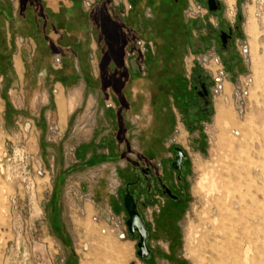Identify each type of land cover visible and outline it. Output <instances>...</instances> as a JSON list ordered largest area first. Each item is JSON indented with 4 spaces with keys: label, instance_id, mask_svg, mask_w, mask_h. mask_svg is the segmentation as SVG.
Here are the masks:
<instances>
[{
    "label": "rangeland",
    "instance_id": "obj_1",
    "mask_svg": "<svg viewBox=\"0 0 264 264\" xmlns=\"http://www.w3.org/2000/svg\"><path fill=\"white\" fill-rule=\"evenodd\" d=\"M91 1V7L95 5L91 13L94 14L96 28L105 40L101 58L105 83L119 91V78L126 74L125 60L132 59L126 52L134 51V58L139 62L146 52L139 55L134 48L135 42H131L128 46L132 47L123 54V39L118 35L122 21L117 20L118 12L114 10L120 6L115 5L114 0ZM224 3L227 6V11L226 7L223 11L225 19L231 17L233 11V17L241 16L238 23L241 37L237 49L244 69L232 76L231 83H228L223 67L222 88L216 91L213 87L209 104L204 106L207 112L196 120L188 119L187 104L181 110L175 107L168 117H161L166 126L162 137L164 146L168 145L166 140H174L189 155L185 178L187 198L175 221L177 233L171 243V256L166 258L164 255L155 260L138 258L137 240L130 235L120 239L117 235V231L126 229L124 214L110 213L101 218L92 206L87 210L88 201L81 198L77 187L87 185L89 180L83 178L80 171L70 174L75 165L70 157L74 143L93 133H90L91 119L83 121L87 133L81 126L73 132L70 128L77 117H68L66 113L61 116L56 111L48 118L49 121L46 120L44 131L35 123L33 132L22 133L16 121L33 120L34 116L32 112L22 110L14 97V109L10 106L9 114L15 110L20 117L14 123L0 126V264H244L232 257L245 246L250 249L246 264H264V115H258L264 97L258 100L252 80V67L257 60H260L264 74V0H232L230 4L224 0ZM137 21L139 23L140 17L133 22ZM142 32L138 31V34L147 43ZM215 58L217 56L209 51L185 53L182 65L192 94L189 104L200 101L194 96L193 69L200 70L202 74L210 68L215 70ZM141 64L139 73L144 70ZM217 67L219 69L220 66ZM224 82L228 85L223 86ZM106 106L111 107L112 104L108 101ZM219 110L229 115L232 129L240 131L247 128L250 139L246 147L234 150L233 145L230 148L219 146L218 143L228 136L226 128L216 124ZM183 119L192 126L190 132L186 124L182 125ZM188 136L193 140L189 149L186 146ZM230 138L240 143L237 135L230 134ZM147 146L135 145L134 149L146 153ZM165 147L163 153L169 154ZM96 150L97 146L94 147ZM125 154L124 151L123 156ZM256 167H260L261 176L257 183L251 182L254 172L258 173ZM229 170L232 172L230 188L239 194L248 192L251 198L245 212L236 210L233 217L223 214L212 223L214 195L201 192L197 182L202 174H206L205 186L210 178L221 186ZM72 181L79 186L74 188ZM83 203L85 212L81 207ZM151 245L156 247L154 242L147 243L149 250Z\"/></svg>",
    "mask_w": 264,
    "mask_h": 264
},
{
    "label": "crops",
    "instance_id": "obj_2",
    "mask_svg": "<svg viewBox=\"0 0 264 264\" xmlns=\"http://www.w3.org/2000/svg\"><path fill=\"white\" fill-rule=\"evenodd\" d=\"M199 1L204 4V0ZM173 3L174 0H135L123 22L130 27L136 14L154 20ZM94 6L87 8L82 0H0V126L14 123L20 117L15 110L9 114V107L15 105L14 97L22 110L32 112L33 121L41 131L56 111L61 116L66 113L68 117H77L70 128L73 132L80 126L83 129L86 126L83 121L90 118V133H93L88 132L89 136L74 143L70 158L75 165L70 174L80 171L82 177L89 180L87 185L81 186L72 181V186H79L78 193L88 201V211L92 206L96 214L105 218L110 213L125 215L124 189L137 174L134 154H129V149L140 144L165 147L161 131H166V126L161 117H168L176 108L171 90H166V82L157 76L163 67L162 61L155 62L158 66L155 73H150L145 62L147 54H156L150 40H146L151 48L143 55L142 62L133 58L125 60L126 74L123 82L118 81L119 91L106 86L101 60L105 40L91 13ZM117 9L120 11L121 7ZM184 10L182 17L188 21ZM208 18L219 26L227 25L223 12L212 13ZM197 23L202 25L200 21ZM191 35L194 42L191 40L186 53L209 51L221 58L228 83L232 76L242 72L243 61L237 49L239 40L235 41L232 51L225 53L214 37L206 45L195 40L197 32L193 29ZM55 57L60 59L58 67L53 64ZM182 61L180 71L185 79ZM140 63L144 70L139 73ZM111 70L114 71L113 66ZM228 83L224 82L223 86ZM52 89L57 90L54 96ZM108 101L111 107L106 106ZM83 131L87 133L88 129ZM190 140L188 136L187 149L191 146ZM95 146L98 147L96 152ZM159 161L158 158L151 160L152 163ZM81 205L84 211V203ZM178 216L168 215L154 221L147 237V243L156 245L150 246V259L171 256Z\"/></svg>",
    "mask_w": 264,
    "mask_h": 264
},
{
    "label": "flooded vegetation",
    "instance_id": "obj_3",
    "mask_svg": "<svg viewBox=\"0 0 264 264\" xmlns=\"http://www.w3.org/2000/svg\"><path fill=\"white\" fill-rule=\"evenodd\" d=\"M196 1L198 2V4H200L207 10V13L201 18L188 20L194 22L193 30L197 32L195 40H198L208 45L210 38L214 37L218 43L219 48L222 51H224L225 53H227L228 51H232L233 47L235 46V41L241 37L239 33L240 27L238 26V23L240 22L238 20V16L235 17V20L232 23L228 22V20L225 19L227 24L225 27L219 26L217 22H214L208 18V15L212 14L213 12H210L208 10L206 6V0H204V4L200 3L199 0ZM217 1L219 2V11L215 13L219 14L224 11V5L219 0ZM130 7L131 8L129 12L132 10L131 5ZM198 21L202 22V25L198 24ZM192 41L194 42V37L192 38ZM133 59L135 58L133 57ZM219 60L222 64V59L219 58ZM191 78H195L196 83H204L205 87L209 92L210 82L208 76L202 74L200 70L198 71L197 69H193ZM194 96L197 99L199 98L196 94V91H194ZM202 103L203 102L201 100H198V103H187L188 107L186 109V113L189 120H196L200 116V114H204L207 112V108L203 107ZM182 121L184 123L182 125L184 126L187 120L183 119ZM185 127L189 132L192 129V126L187 124ZM199 128L201 132L200 134H202V128ZM166 141L168 145L165 148L169 150V154L171 155L170 158H166L163 155L164 147L154 148L152 144H148V150L145 151L146 153H138V151L134 148L129 149L128 151L129 154H134V159L136 162L134 168L137 169V174L133 181L129 182V185L125 187L124 197L130 196L132 198V201L135 205V209L138 212L140 218L142 219L144 227L146 228L147 237L149 235L151 226L154 225V221L156 220V218H161L168 215L171 217L178 216L179 213L182 211L185 204V200L187 198L185 179L189 166V159L187 153L185 152V156L180 159L178 164H173L176 157V152L174 151V148L178 145L174 142V140L168 139ZM192 143L193 140H190V145H192ZM155 158L160 159V161L157 163H152L151 160ZM130 189L133 190V193L130 192ZM161 199L163 200V202H161ZM124 212L126 222L127 215L125 208ZM171 222L173 221L171 220ZM172 227L173 225L171 226V228ZM127 232L128 235H130L128 229ZM131 237L135 238L138 241V235L135 231Z\"/></svg>",
    "mask_w": 264,
    "mask_h": 264
},
{
    "label": "trees",
    "instance_id": "obj_4",
    "mask_svg": "<svg viewBox=\"0 0 264 264\" xmlns=\"http://www.w3.org/2000/svg\"><path fill=\"white\" fill-rule=\"evenodd\" d=\"M135 0L130 1V5L133 6ZM187 6L186 1L174 0L173 5L164 11L159 17L154 20L140 18L138 23L133 22L138 15H134L129 23L130 27L126 26L123 22V18L118 12L117 20L122 21V26L118 28V35L123 39V45L121 50L130 49L132 46H128L136 39L143 40L138 31H143L147 39L152 41L156 47V54L154 56L147 54L145 62L148 65L150 73H155L158 70L156 61L160 60L163 63V67L160 69L157 76L163 78L166 90H171L174 97V105L178 110H181L183 103L187 104L190 101V92L187 90V82L182 77L180 71V64L186 49L191 45L192 35L191 30L194 28L193 21H184L182 17V10ZM132 11V10H131ZM134 19V20H133ZM118 24L120 22L117 21ZM137 31V32H136ZM114 74V72H112ZM123 77V76H122ZM120 81L123 82V78ZM165 131H161L163 135ZM177 230V229H176ZM177 233V231H176Z\"/></svg>",
    "mask_w": 264,
    "mask_h": 264
},
{
    "label": "bare ground",
    "instance_id": "obj_5",
    "mask_svg": "<svg viewBox=\"0 0 264 264\" xmlns=\"http://www.w3.org/2000/svg\"><path fill=\"white\" fill-rule=\"evenodd\" d=\"M232 2V0H227V3L230 4ZM232 12H230L231 14ZM260 60L256 61L253 63V67H252V72H253V76H252V80H253V85L254 88L257 90L258 93V100L262 99L264 97V74L262 72V66L260 64ZM259 111H258V115L263 114L264 115V104L259 105ZM216 124L222 125V129L226 128V131L228 132V136H225L222 141H220L218 144L219 146H228L229 148L231 147V145H233L234 150H240L244 147H246L248 145V141L250 139V136L247 135L246 131L247 128H245L244 130H234L232 129V121L230 120V117L228 114H226L224 111L219 110L218 114L216 115ZM230 134L233 135H237L238 137V141H240V143L238 144V142L236 140H231L230 138ZM254 156V155H253ZM253 156H251L250 159H253ZM257 169H255L256 172L254 179H251V182L255 181L256 183L258 182V179L261 178L260 176V167H256ZM229 174L222 180L221 186H218L213 180L212 178H210V181L208 182V185L205 186L208 177L206 174H202L199 177V180L197 182V185L200 189L201 192H205L206 194L209 195H214V201L212 204V223L216 222L218 220V218H220L221 215H227L230 217H233L235 215V211L239 210L241 212H245L246 207L248 205V202L251 198L250 193L245 192L243 194H239L237 193V191L233 188H230L231 186V181L230 178L232 176V172H230V170L228 171ZM260 183V182H259ZM196 185V186H197ZM200 193V192H199ZM260 196V195H259ZM214 216V217H213ZM254 221V220H252ZM219 222V221H218ZM252 223V222H251ZM218 224V223H217ZM255 224L258 225L259 227V221L256 220ZM262 240V238H261ZM260 246V245H259ZM249 252L250 249L248 246L242 247L239 249V252H236L233 255V259H238L241 260L244 264L247 263L248 259H249ZM251 254V253H250Z\"/></svg>",
    "mask_w": 264,
    "mask_h": 264
},
{
    "label": "built area",
    "instance_id": "obj_6",
    "mask_svg": "<svg viewBox=\"0 0 264 264\" xmlns=\"http://www.w3.org/2000/svg\"><path fill=\"white\" fill-rule=\"evenodd\" d=\"M84 5L87 7V8H90L91 7V4H92V1L91 0H82ZM115 1V5H118L120 7H122V10L119 12V15L121 18H124L127 16L129 10H130V4L128 2H126V0H114ZM186 3H187V6L184 10V18L186 20H194V19H197V18H201L203 17L206 13H207V10L202 7L200 4H198V2L196 0H186ZM223 5L224 7H226V11H227V6L225 5L224 3V0H223ZM234 16V11H233V14L231 17H227V20L228 22L232 23L234 22L235 20V17ZM239 18V16H238ZM233 19V20H232ZM135 49L137 48L138 50V53L139 55H142L144 52H146L147 48L148 47H151V43L147 42L145 43L143 40H135ZM126 55L127 57H135V52L132 51V52H126ZM205 58L203 59V62H205ZM53 64H54V67H58V65L60 64V59L58 57H55L54 60H53ZM213 64L216 65V69L215 70H212L211 68L204 72L206 76L209 77V82H210V87H209V95L210 97L212 96V93H213V87L215 88V90H219L221 87V78L222 76L224 77V73L222 71L223 69V66L219 60V58H215V60H213ZM218 66L219 69H218ZM218 75V76H216ZM53 93L54 95L57 94V90L56 89H53ZM16 125L17 127L19 128V131H21L22 133L23 132H33L36 128H35V123L33 120L31 119H26V120H23L21 123H19V121L17 122L16 121ZM54 130H57L56 127H54ZM126 227V226H125ZM117 235L120 239H124L127 235H128V232H127V228L121 230V231H117Z\"/></svg>",
    "mask_w": 264,
    "mask_h": 264
},
{
    "label": "water",
    "instance_id": "obj_7",
    "mask_svg": "<svg viewBox=\"0 0 264 264\" xmlns=\"http://www.w3.org/2000/svg\"><path fill=\"white\" fill-rule=\"evenodd\" d=\"M206 6L210 12L215 13L219 11V2L217 0H206ZM238 20L239 22L241 21V16H239ZM192 81L197 96L203 102L202 106L203 107L207 106L209 104V92L207 88L202 82L196 83L195 78H193ZM174 151L176 152V157L173 164H178L180 159H182L185 156V151L180 146L175 147ZM124 208L127 215L125 224L130 235L132 236L134 231L138 235V241L136 243V256L140 259H142L143 257H148L150 250L148 249L146 243L147 231L146 228L144 227V223L142 219L140 218L138 212L135 209V205L130 196L124 197Z\"/></svg>",
    "mask_w": 264,
    "mask_h": 264
}]
</instances>
